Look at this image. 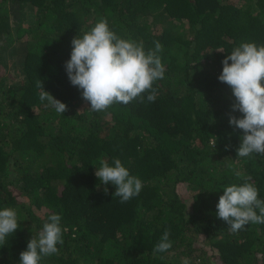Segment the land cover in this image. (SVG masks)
I'll return each mask as SVG.
<instances>
[{
	"label": "trees",
	"instance_id": "16d2710c",
	"mask_svg": "<svg viewBox=\"0 0 264 264\" xmlns=\"http://www.w3.org/2000/svg\"><path fill=\"white\" fill-rule=\"evenodd\" d=\"M101 19L145 51L162 45L154 102L92 112L71 85V41ZM243 42L264 45V0H0V209L20 223L0 264H20L53 213L63 244L40 264H264V224L233 234L216 208L223 187L244 182L236 171L264 200V155L237 156L229 114H243L218 80ZM38 80L67 111L41 103ZM98 159H120L140 195L121 203ZM165 229L172 247L155 252Z\"/></svg>",
	"mask_w": 264,
	"mask_h": 264
},
{
	"label": "clouds",
	"instance_id": "9594fccd",
	"mask_svg": "<svg viewBox=\"0 0 264 264\" xmlns=\"http://www.w3.org/2000/svg\"><path fill=\"white\" fill-rule=\"evenodd\" d=\"M70 59L65 62L68 79L73 86L82 90V98L90 103L92 112H104L115 104L128 105L144 94L149 102H154L157 90L153 87L164 79L165 67L158 55L162 45L156 41L155 48L145 51L144 44L131 39H123L112 31L106 19H101L83 36L71 41ZM222 51V50H219ZM231 61V63H229ZM222 72L218 80L232 90L234 101L232 111H239L242 118L229 114V124L242 130L238 157H250L253 153L264 155V45L243 42L222 60ZM36 87L39 100L45 107H51L57 114L67 111V105L45 91L40 80ZM110 166L107 160L98 159L95 175L103 185L115 186L113 196L121 203L138 197L143 184L141 179L130 174L120 159ZM243 183L223 187L219 197L218 218L225 221L233 234L244 230L249 224H264V200L259 198V190L250 183V176L234 173ZM105 194L108 188H104ZM61 215L53 213L43 224L38 237H33L27 249L20 253V264H40L44 257L58 254V244H63ZM20 227L17 210L11 207L0 209V246ZM170 230L165 229L155 252H165L172 247ZM183 264H191L186 257Z\"/></svg>",
	"mask_w": 264,
	"mask_h": 264
}]
</instances>
